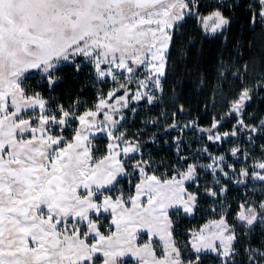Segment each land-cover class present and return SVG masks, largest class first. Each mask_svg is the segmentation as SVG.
Masks as SVG:
<instances>
[{
	"label": "snow or ice",
	"instance_id": "snow-or-ice-1",
	"mask_svg": "<svg viewBox=\"0 0 264 264\" xmlns=\"http://www.w3.org/2000/svg\"><path fill=\"white\" fill-rule=\"evenodd\" d=\"M256 3L253 24L257 15L264 22V0ZM195 7V0H0V264H95L97 254L104 258L103 264H124L122 258L127 256L136 257L138 264H198V254L208 250L227 258L223 264H231L236 235L223 218L214 222L217 231L210 235L194 234L192 248L197 255L186 261L173 238L169 210L194 211L196 195L186 192L184 181L194 179L196 165L180 172L181 179L161 180L148 175L142 166L148 162L141 160L135 168L144 179L135 185V195L127 199L122 193L115 199L105 195L101 189H109L127 175L121 152L127 156L138 152V147L123 133L114 134L118 121L112 115L105 113L104 120L97 121V111L76 115L62 106L57 115L46 109L39 93L30 95L25 87L32 72L54 84L55 72L65 62L79 71L78 57L93 62L99 77L117 80V70L131 76L143 67L149 75L138 86L148 87L152 77V84L159 85L172 31L186 15L196 14ZM203 19L213 21L212 33L230 23L220 10ZM249 93L247 88L242 91L235 111L251 99ZM142 95L149 103L154 99L139 91L134 98L140 100ZM125 98L119 97L117 103ZM98 107L109 106L101 100ZM73 119L80 127L69 139L63 133ZM93 130L118 141L109 143L107 154L100 158L93 156L89 140ZM259 168L264 169V163ZM240 174L249 175L246 170ZM252 175L264 181V174ZM142 196L147 200L142 202ZM93 213L97 217L111 213L115 225L111 235L101 231ZM238 219L249 228L264 224V202L259 211L247 207ZM141 231L164 242L162 257L149 243H136ZM246 251L249 264H264V250Z\"/></svg>",
	"mask_w": 264,
	"mask_h": 264
},
{
	"label": "rangeland",
	"instance_id": "rangeland-1",
	"mask_svg": "<svg viewBox=\"0 0 264 264\" xmlns=\"http://www.w3.org/2000/svg\"><path fill=\"white\" fill-rule=\"evenodd\" d=\"M210 1L222 2L230 0ZM261 23L262 29L264 30V22ZM205 24L208 25L207 30L205 29ZM212 24V20L205 21L203 19L201 22L204 32L208 35L219 34L228 27L227 25L223 30L212 33ZM173 32L174 30L172 31V36ZM170 47L167 53V64ZM79 63L91 65L97 80L109 86L108 92L86 111H97V121H103L105 113L112 115L113 118L118 121V123L113 126L114 134L119 135L123 133L124 139L131 141L132 145L139 149L138 152L129 153L127 156L121 152V157L119 158L125 165L127 175L119 177V182L116 185L109 189H101L100 191H103L105 195H111L114 199L121 193L125 199L130 195H135V185L144 179V177L140 175L138 169L135 168L137 162L141 160L148 162L142 165L145 168V172L148 175H155L161 180L172 179L173 177L181 179L179 175L180 172H186L189 165H196L194 179L184 181L186 192L196 195L194 211L192 213H184L182 211L177 213L173 209L169 210L170 219L173 221V238L180 248L181 259L186 261L197 255L192 248L195 233L203 232L204 235H210L217 231L214 222L223 218L236 235V240L233 242L235 254L231 258V264H249V252L246 251V249L257 248L252 245H244V235L239 227H242V225L244 227L247 226L238 219V215L247 207H254L259 211L260 204L264 202V181H260L252 175L254 172L264 174V169L259 168V165L264 163V123H262L264 122V113L258 118L254 113L246 115L244 110L246 104L253 99V95L255 94L254 91L264 83V76H258L257 74L253 75L251 87H255L256 89L253 90L249 88L251 99L244 101L239 111H235L233 106L239 99L241 93L235 98L232 97L224 101L223 107L225 109L223 110L222 116L216 118L215 122L210 127L201 128L195 121L183 120L182 117L177 115H174L173 118L163 117L164 119L161 121L155 118V121L153 120L152 117L156 112H154L152 108L157 103L162 104L160 100L163 95L162 81L165 75L160 78L159 85L152 84L151 80L155 79V77H152L147 81L148 87L144 88L138 86L139 80L149 75V71L143 67L138 68L131 76L126 72L117 70L116 75L118 79L113 80L111 77H99L93 62L82 58V61ZM64 64L68 63H62L59 67ZM102 67L105 66L102 65ZM27 75L28 78L40 77L41 80L36 81L37 84H44L47 81L42 80L45 78L36 72ZM121 84H124L125 87L121 88ZM137 91L141 94L148 93L152 95L154 99L149 103L147 97L142 95L140 100H136L134 95ZM110 93L112 94L111 96H109ZM40 96L42 97L41 94ZM122 96L126 98L118 104L117 99ZM44 100L46 101V109H50L53 113L59 115V108H50L48 106V101L46 99ZM101 100L109 107H98ZM132 106L134 107L131 109ZM70 109H72L76 115H82L85 112L77 113V108L74 106H71ZM128 110L132 111L130 117L126 113ZM133 119H138V123L142 126L140 131L145 134H140L132 129L130 121ZM241 120L249 127L245 128L241 125ZM173 125H175V127H173ZM213 125H215V127H213ZM229 125H232V127L228 128ZM79 127V121L73 119L71 121V127L65 128L63 134L71 139L73 130ZM253 127L257 129L255 132L250 131ZM224 128L228 129V131L224 130ZM93 131L95 134L89 137L92 144L93 156L94 158H100L107 154V145L109 143H118V141L110 139L104 133ZM232 132H235L236 135H231ZM224 133H229V135L225 137ZM210 135L213 136L214 139H208ZM158 136L166 139V143L163 147H167L169 150L173 151L174 160L172 163L168 161L159 162V157H154L153 154L145 148L147 143L145 139L147 137L156 139ZM216 136H219V139H215ZM205 149H207V151H205ZM233 149H238L235 155H233ZM116 151H120V149L118 148ZM220 157H223V161H220ZM214 159L215 163H213ZM210 164L213 165L212 168L208 167ZM221 167L223 171H220ZM242 170H246L249 175L246 177L241 176L240 173ZM224 173H227V176H225ZM221 189H224V191L222 192ZM209 191L216 193V195H210ZM146 200L147 196L141 197L142 202ZM145 206L147 205L145 204ZM198 208H200V212L197 211ZM92 216L100 221L99 227L105 235H111L115 230V225L111 224V213H103L99 217L95 216V214ZM255 225H258L262 230L261 233L264 234V224L257 223ZM84 230V227L81 226V231ZM225 235H227V233H225ZM175 237H177V240ZM91 239H93L92 236L89 237V240ZM136 243H149L157 257H162L164 255V242L159 240L158 236H150V234L141 231L138 233ZM214 243L222 250L219 239H215ZM198 255L200 256L198 264H223V261L227 259L217 255L216 252L211 250L202 251ZM103 259L104 258L100 254H97L95 257V264H103ZM122 259L124 264H138L136 257L133 256L123 257Z\"/></svg>",
	"mask_w": 264,
	"mask_h": 264
},
{
	"label": "trees",
	"instance_id": "trees-1",
	"mask_svg": "<svg viewBox=\"0 0 264 264\" xmlns=\"http://www.w3.org/2000/svg\"><path fill=\"white\" fill-rule=\"evenodd\" d=\"M195 3L193 12L196 14L187 15L174 29L162 81V104L157 103L152 108L156 112L152 118L161 121L163 117L177 115L205 128L222 116L224 101L235 98L245 88L256 89L251 87L254 74L264 76V30L258 15L255 24L252 22L258 10L256 0H195ZM215 10H220L230 23L223 32L208 35L201 22ZM81 61V57L77 58L78 63ZM80 65L79 71L71 63L59 67L52 85L46 79H42L46 81L44 84H37L36 81L41 80L37 76L28 78L25 87L30 95L40 93L50 108L62 106L68 110L74 106L77 113H83L108 92L109 86L97 80L91 65ZM254 92L244 111L246 115L254 113L260 118L264 113V83ZM126 113L130 117L132 111ZM137 120L130 121L132 129L145 134L141 133L142 126ZM145 140V148L159 157V162H173V151L163 147L166 139L158 136ZM197 211L200 212V208ZM239 228L244 235V245L264 250V234L258 225Z\"/></svg>",
	"mask_w": 264,
	"mask_h": 264
},
{
	"label": "crops",
	"instance_id": "crops-1",
	"mask_svg": "<svg viewBox=\"0 0 264 264\" xmlns=\"http://www.w3.org/2000/svg\"><path fill=\"white\" fill-rule=\"evenodd\" d=\"M80 191H84V189H80ZM94 214V213H93ZM93 214H91V215H93Z\"/></svg>",
	"mask_w": 264,
	"mask_h": 264
}]
</instances>
